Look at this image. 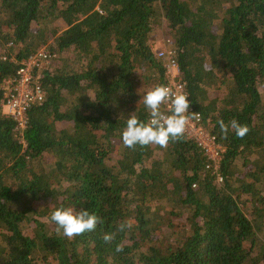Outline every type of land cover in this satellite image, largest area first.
Returning <instances> with one entry per match:
<instances>
[{
  "label": "trees",
  "instance_id": "16d2710c",
  "mask_svg": "<svg viewBox=\"0 0 264 264\" xmlns=\"http://www.w3.org/2000/svg\"><path fill=\"white\" fill-rule=\"evenodd\" d=\"M156 36L223 147L215 169L184 134L122 144L167 81ZM41 47L23 144L0 112V264H264V0H0V79ZM233 118L242 139L221 133ZM61 207L101 222L66 238L50 221Z\"/></svg>",
  "mask_w": 264,
  "mask_h": 264
},
{
  "label": "clouds",
  "instance_id": "9594fccd",
  "mask_svg": "<svg viewBox=\"0 0 264 264\" xmlns=\"http://www.w3.org/2000/svg\"><path fill=\"white\" fill-rule=\"evenodd\" d=\"M141 102L149 118L145 122L138 118L136 112L129 115L126 127L121 131L122 144L128 149L134 150L137 146L145 148L150 145L166 148L170 141H177L183 136L190 119H199V113H189L190 102L186 93L174 92L164 85L146 91L138 104ZM162 105H166L167 112L161 110ZM218 124L224 138H227L230 129L241 139L250 130L247 125L240 124L235 118L228 123L220 120ZM50 221L57 226L58 234L72 239L86 232L95 231L101 218L88 210L76 211L71 207H61L51 212ZM125 227L130 228L131 222L120 224L119 230L123 231ZM113 238L112 234L103 236L105 243L111 242ZM116 250L122 251V248L118 246Z\"/></svg>",
  "mask_w": 264,
  "mask_h": 264
},
{
  "label": "built area",
  "instance_id": "2783aa9c",
  "mask_svg": "<svg viewBox=\"0 0 264 264\" xmlns=\"http://www.w3.org/2000/svg\"><path fill=\"white\" fill-rule=\"evenodd\" d=\"M6 45H10V43L7 42ZM153 52L164 62L165 77L167 79L164 86L174 92L183 91L186 93L172 50L162 48ZM49 57V52L44 47H41L18 62V67L13 76L0 79L2 96L0 99V111L3 115L12 119L18 140L22 144V133L26 125V110L31 104L39 103L44 98L39 78L41 69L49 62ZM189 113H192L190 108ZM184 135L193 139L202 150L206 159L211 163L213 169H215L223 147L215 140L214 135L202 125L200 115L199 119L189 120ZM217 179L220 180L219 178Z\"/></svg>",
  "mask_w": 264,
  "mask_h": 264
},
{
  "label": "rangeland",
  "instance_id": "374dc122",
  "mask_svg": "<svg viewBox=\"0 0 264 264\" xmlns=\"http://www.w3.org/2000/svg\"><path fill=\"white\" fill-rule=\"evenodd\" d=\"M156 38L157 39H155V40H153L152 42H150V47H151V49H152V51H157V50H159V49H162V48H164V43H163V41H162V39L161 38H159L158 36H156ZM5 47H7V45L5 44ZM42 70V69H41ZM213 90H210L209 91V94L210 95H213ZM1 112V111H0Z\"/></svg>",
  "mask_w": 264,
  "mask_h": 264
}]
</instances>
